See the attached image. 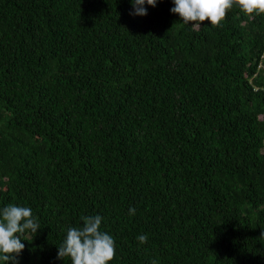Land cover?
Listing matches in <instances>:
<instances>
[{
  "label": "trees",
  "instance_id": "obj_1",
  "mask_svg": "<svg viewBox=\"0 0 264 264\" xmlns=\"http://www.w3.org/2000/svg\"><path fill=\"white\" fill-rule=\"evenodd\" d=\"M173 6L0 0V207L41 227L19 264H70L96 214L110 264H264V14Z\"/></svg>",
  "mask_w": 264,
  "mask_h": 264
},
{
  "label": "clouds",
  "instance_id": "obj_2",
  "mask_svg": "<svg viewBox=\"0 0 264 264\" xmlns=\"http://www.w3.org/2000/svg\"><path fill=\"white\" fill-rule=\"evenodd\" d=\"M130 3L133 9L130 15L145 16V5L156 7L158 0H130ZM172 4L170 12L178 14L183 24L194 30L201 28L205 20L211 26L219 25L232 8H238L250 18L264 14V0H172ZM189 22L195 23L189 26ZM135 211L130 207L129 215ZM103 220L100 214L85 215L80 226L68 227L58 246V258L63 261L68 258L70 264H110L116 255V244L111 234L101 230ZM40 229L31 207L11 203L0 207V264H19L18 258L25 249L22 241L29 236L34 238ZM137 239L143 244L148 237L141 234Z\"/></svg>",
  "mask_w": 264,
  "mask_h": 264
}]
</instances>
